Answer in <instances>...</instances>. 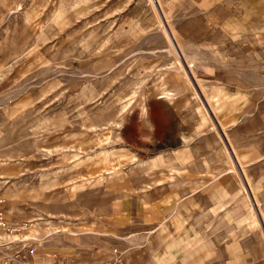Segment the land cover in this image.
<instances>
[{
    "label": "rangeland",
    "instance_id": "obj_1",
    "mask_svg": "<svg viewBox=\"0 0 264 264\" xmlns=\"http://www.w3.org/2000/svg\"><path fill=\"white\" fill-rule=\"evenodd\" d=\"M174 4L0 0V198L11 226L27 224L0 233V259L126 262L118 204L174 163L156 102Z\"/></svg>",
    "mask_w": 264,
    "mask_h": 264
},
{
    "label": "crops",
    "instance_id": "obj_2",
    "mask_svg": "<svg viewBox=\"0 0 264 264\" xmlns=\"http://www.w3.org/2000/svg\"><path fill=\"white\" fill-rule=\"evenodd\" d=\"M174 5L156 82L174 163L118 204L124 264H264V0Z\"/></svg>",
    "mask_w": 264,
    "mask_h": 264
},
{
    "label": "built area",
    "instance_id": "obj_3",
    "mask_svg": "<svg viewBox=\"0 0 264 264\" xmlns=\"http://www.w3.org/2000/svg\"><path fill=\"white\" fill-rule=\"evenodd\" d=\"M167 32L169 33V42L173 48L177 47L175 48L176 49L175 51L177 52L178 46L174 40L173 35L171 34L169 26H167ZM26 228H27L26 223H22L18 227H13L7 222L3 211V199L0 198V233L5 234L6 236H14L21 231H25ZM2 252L3 251L0 248V253ZM113 253H115V258L111 264H122L121 255L118 254L116 250H114ZM0 264H28V263L26 262L25 257L18 252L14 254V256H11L8 259H0ZM45 264H71V263L63 260H52Z\"/></svg>",
    "mask_w": 264,
    "mask_h": 264
},
{
    "label": "bare ground",
    "instance_id": "obj_4",
    "mask_svg": "<svg viewBox=\"0 0 264 264\" xmlns=\"http://www.w3.org/2000/svg\"><path fill=\"white\" fill-rule=\"evenodd\" d=\"M7 238H9V237H5V236H1V235H0V240H1V242H5L4 240H6ZM14 241H15V242H16V241H19L18 236H15V237H14V240H12V238H10V242H14ZM22 241H23V240H22ZM1 242H0V243H1ZM3 247H4V246H3Z\"/></svg>",
    "mask_w": 264,
    "mask_h": 264
}]
</instances>
